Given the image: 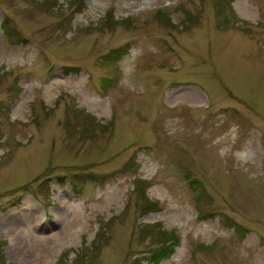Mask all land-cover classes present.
I'll use <instances>...</instances> for the list:
<instances>
[{
	"label": "rangeland",
	"instance_id": "374dc122",
	"mask_svg": "<svg viewBox=\"0 0 264 264\" xmlns=\"http://www.w3.org/2000/svg\"><path fill=\"white\" fill-rule=\"evenodd\" d=\"M161 232L160 264H264V0H0V264Z\"/></svg>",
	"mask_w": 264,
	"mask_h": 264
},
{
	"label": "trees",
	"instance_id": "16d2710c",
	"mask_svg": "<svg viewBox=\"0 0 264 264\" xmlns=\"http://www.w3.org/2000/svg\"><path fill=\"white\" fill-rule=\"evenodd\" d=\"M2 28H3V33L7 34L8 28L6 27V24H3ZM114 59H115V57H114ZM142 192L144 193L143 188H142ZM144 202H145V207L151 211H156L159 209V206L157 203L148 200L145 196H144ZM161 235L170 236L173 240V243H170L169 245H167V247H168L167 252H165V250H164V253L163 252H157V253L154 252L151 256H149L148 261L151 264H160L161 261L171 257V255L174 253L175 246L178 243V240L176 239L175 234L161 232Z\"/></svg>",
	"mask_w": 264,
	"mask_h": 264
},
{
	"label": "bare ground",
	"instance_id": "6f19581e",
	"mask_svg": "<svg viewBox=\"0 0 264 264\" xmlns=\"http://www.w3.org/2000/svg\"><path fill=\"white\" fill-rule=\"evenodd\" d=\"M69 219L71 221L79 222V218H78L77 211L75 210V208H71L69 212Z\"/></svg>",
	"mask_w": 264,
	"mask_h": 264
}]
</instances>
